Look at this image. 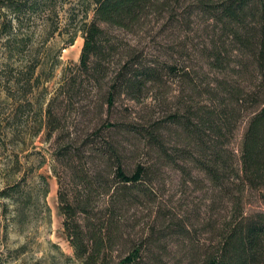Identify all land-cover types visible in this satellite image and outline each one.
Returning <instances> with one entry per match:
<instances>
[{"label":"trees","instance_id":"16d2710c","mask_svg":"<svg viewBox=\"0 0 264 264\" xmlns=\"http://www.w3.org/2000/svg\"><path fill=\"white\" fill-rule=\"evenodd\" d=\"M92 3V18L80 27L83 44L78 63L63 73L60 88L44 111L48 136L59 132L53 158L64 166L61 174L65 175L54 171L59 184L58 207L75 259L80 264H146L147 223L141 218L136 231H124L130 219L129 209L133 217L142 212L141 184L149 180V169L142 163L131 170L124 167L115 144L90 139L95 132L80 140L75 133L58 127L61 108L74 106L76 93L91 86L104 114L105 110L116 109L124 93L138 101L145 92H156L169 73L188 90L181 110L169 113L165 121L173 149L159 143L150 130H144L145 137L158 145V155L166 166L179 170L182 184H206L210 198L204 220L219 214L217 205L223 200L230 206L222 215L216 248L206 253L200 264H264V193L259 195L262 206L257 210L246 212L243 201L247 191L262 192L264 188V0ZM4 6L14 25L8 21L3 45L14 55L20 45L16 30L27 9L25 3L16 0H7ZM156 16L165 19L160 24L159 20L154 22L159 24L157 30L168 29L179 39L188 37V31H198V65L181 66L179 70L176 61L167 63L158 53L148 61L143 58V49L139 50L128 36L152 33L145 29L152 22L149 18ZM75 36L76 33L71 35L68 45ZM34 70L32 66L30 76ZM240 120L245 126L237 166L233 152L225 149V144ZM103 175L108 182H103ZM101 194L107 195L105 205L93 200ZM187 232L183 225L182 234ZM115 244H128L129 249L123 257L113 260Z\"/></svg>","mask_w":264,"mask_h":264},{"label":"rangeland","instance_id":"374dc122","mask_svg":"<svg viewBox=\"0 0 264 264\" xmlns=\"http://www.w3.org/2000/svg\"><path fill=\"white\" fill-rule=\"evenodd\" d=\"M6 1L0 0V264H80L65 237L58 207L59 184L54 171L65 175L61 174L64 166L53 158L59 132L48 136L44 111L60 88L63 73L78 63L83 44L80 27L91 20L94 4L92 0H16L25 3L27 11L21 14L16 30L19 50L11 55L3 45L8 21L14 25L4 6ZM160 18H149L152 22L145 29L157 34L128 36L139 50L143 49V58L148 61L158 53L167 63L176 61L179 70L181 66L198 65V31H188V37L179 39L168 29L157 30L165 20ZM73 33L76 36L68 45ZM32 66L35 70L30 76ZM175 79L166 73L164 84L156 92H145L138 101L124 93L116 109L105 110L104 114L91 86L84 87L76 93L74 106L62 107L60 112L58 127L75 133L80 140L92 131L95 135L90 139L95 143L115 144L121 151L122 164L129 170L138 163L148 166L149 180L141 184L142 212L133 217L129 209L124 231H136L141 218L147 223L146 264H200L203 256L216 248L222 215L230 207L223 200L217 205L219 214L204 220L210 198L206 184H182L179 170L166 166L158 155V145L145 137L144 130H150L159 143L173 149L165 121L169 113L181 110L188 91ZM244 126L240 120L225 144L237 166ZM80 140L75 147H80ZM80 155L84 162V155ZM103 180L108 182L104 175ZM261 193L264 188L244 194L246 212L262 206L258 200ZM93 200L105 205L108 199L101 194ZM183 225L188 228L186 235L182 234ZM128 249V244H115L113 260L123 257Z\"/></svg>","mask_w":264,"mask_h":264}]
</instances>
